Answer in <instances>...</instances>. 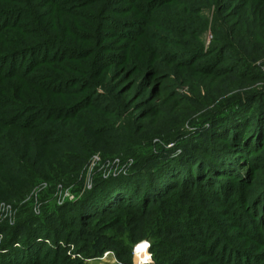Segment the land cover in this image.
<instances>
[{"label": "trees", "instance_id": "16d2710c", "mask_svg": "<svg viewBox=\"0 0 264 264\" xmlns=\"http://www.w3.org/2000/svg\"><path fill=\"white\" fill-rule=\"evenodd\" d=\"M1 202L0 264H264V0H0Z\"/></svg>", "mask_w": 264, "mask_h": 264}, {"label": "rangeland", "instance_id": "374dc122", "mask_svg": "<svg viewBox=\"0 0 264 264\" xmlns=\"http://www.w3.org/2000/svg\"><path fill=\"white\" fill-rule=\"evenodd\" d=\"M211 39H212V35L209 33L207 35L206 39L204 40L205 43H206V45H205L206 46V50H207V48L209 47V45L211 43ZM262 87H261V89H262ZM243 93H244L243 91L233 90V91H231L229 93V95H236V94H243ZM185 94L186 95H190V93H189L187 88H185ZM208 127L209 126H207V128ZM235 129L239 130L238 126L235 127ZM193 130L194 129H189L188 131L192 132ZM185 134H188V133H185ZM180 143L182 145L183 144V140ZM167 148L168 149H173L174 145L170 144V145L167 146ZM180 148L176 149L175 155H178V156L181 155V153L183 151H181L182 148L181 149ZM115 155L116 154L105 155L103 152L96 153V154L92 155V157L90 158V160L88 161L87 165L85 166V168L83 170V176L81 178V181H82L81 182V186L73 185L71 187H64L63 185H60L58 187V189L56 190V193L54 194L55 202L58 204L60 197L62 196V198H63L64 195L66 194V192H68L70 197L73 196L72 197L73 200L71 202L78 201V199L85 192H88V191H90L93 188V185H94V182H95L96 178H98L100 176L102 178H105L106 176H110L109 177L110 179H117L119 177L127 176L130 173V171H131V169L133 167V163L127 162L121 156H115ZM105 156H106L107 159L104 158ZM208 157L210 159L214 160V155L212 153H209ZM189 166H191V165H189ZM181 168H183V167H178L177 166V167H172L171 169L167 168V169H165L164 172L168 174L169 172L176 171L177 173L180 174ZM194 170H196V169H194ZM152 172H155V170H152ZM244 173H245V171H244ZM109 178H105V179H109ZM148 180H149V178L147 177L146 179H144V182L146 183ZM47 187H48L47 184L39 185V187L35 188L32 191V193L30 194V197L27 199V201L28 200L29 201L30 200L34 201V204H35L34 210H35L36 214H40V212H41L40 204L37 201L39 200V197L42 195V192L43 191H44V193L46 192L45 190L47 189ZM89 187H91V189H89ZM260 212H262V214L264 212V209L262 208V206H261L260 210L258 211V213H260ZM16 220H17V211L13 208V205L7 204L5 202H1L0 203V223L5 222V223H9V224H13L14 225ZM249 228H251V225L249 226ZM0 239L2 240V236L1 235H0ZM109 253L113 254L112 252H109ZM89 264H119V263L117 262V260L115 258V255L113 254V257L109 256V257H107L104 260H101V259L100 260H95L94 262H91Z\"/></svg>", "mask_w": 264, "mask_h": 264}, {"label": "built area", "instance_id": "2783aa9c", "mask_svg": "<svg viewBox=\"0 0 264 264\" xmlns=\"http://www.w3.org/2000/svg\"><path fill=\"white\" fill-rule=\"evenodd\" d=\"M109 177L110 176H106L105 178H109ZM89 189H91V187H89ZM72 197L73 196L70 197V195L68 194V192H66V194L64 195L63 198H62V196L60 197L59 202H58V205L59 206H63L67 202H71L73 200ZM47 244L52 245L51 242H47ZM60 245L62 247H64V248H67L68 249V255L69 256H72L73 259L80 258V256L74 254V247H70L69 248L68 246L64 245L63 242H60ZM142 245H144V247L146 248V252L145 253L144 252H141V251H138V249ZM109 256L113 257V254L107 253L101 260H104V259H106ZM87 262L88 263H91L93 261H87ZM151 263H152V255L150 253V243L147 242V241H143L138 246H136L135 249H134V253H133V264H151Z\"/></svg>", "mask_w": 264, "mask_h": 264}, {"label": "bare ground", "instance_id": "6f19581e", "mask_svg": "<svg viewBox=\"0 0 264 264\" xmlns=\"http://www.w3.org/2000/svg\"><path fill=\"white\" fill-rule=\"evenodd\" d=\"M138 251H141V252H146V248L144 247V245H142L139 249H138Z\"/></svg>", "mask_w": 264, "mask_h": 264}, {"label": "crops", "instance_id": "0c3cea01", "mask_svg": "<svg viewBox=\"0 0 264 264\" xmlns=\"http://www.w3.org/2000/svg\"><path fill=\"white\" fill-rule=\"evenodd\" d=\"M94 262V261H93Z\"/></svg>", "mask_w": 264, "mask_h": 264}]
</instances>
